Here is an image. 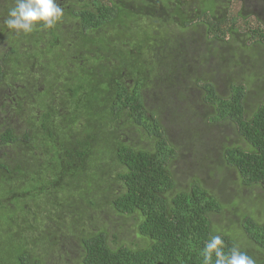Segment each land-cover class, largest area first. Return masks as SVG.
Wrapping results in <instances>:
<instances>
[{
    "label": "trees",
    "instance_id": "obj_1",
    "mask_svg": "<svg viewBox=\"0 0 264 264\" xmlns=\"http://www.w3.org/2000/svg\"><path fill=\"white\" fill-rule=\"evenodd\" d=\"M7 1L0 10L7 45L0 52V149H13L0 156V191H9L0 211L8 204L13 211L7 231L19 216L0 248L17 238L22 248L5 252L0 264H203L201 250L213 235L223 238L225 252L239 247L264 264V101L248 106L250 85L227 75L225 91L216 89L224 74L214 65L240 36L234 19L210 21L213 9H199L205 0H146L151 10L140 0H58L64 15L54 28L17 34L4 25L13 6ZM257 26L246 27L247 37L264 48V25ZM188 29L202 34L204 47L187 45ZM181 52L199 53L196 71L183 66ZM158 82L165 97L177 91L181 102L197 89L202 115L187 104L188 115L213 124V134L228 130L220 150L195 153L202 166L213 159L234 173L231 196L240 199L224 205L203 179L179 181L172 162L187 155L166 137L160 110L144 103ZM63 126L68 139L61 144L43 130ZM129 130L144 145L124 137ZM258 190L263 198L252 194Z\"/></svg>",
    "mask_w": 264,
    "mask_h": 264
},
{
    "label": "rangeland",
    "instance_id": "obj_2",
    "mask_svg": "<svg viewBox=\"0 0 264 264\" xmlns=\"http://www.w3.org/2000/svg\"><path fill=\"white\" fill-rule=\"evenodd\" d=\"M64 4L68 2V0H62ZM162 4L165 3L166 0H160ZM146 0H140L138 3L142 8H147L148 10H151L154 8V5L151 7H147L145 4ZM218 2L222 4L225 8V15L224 17H227L228 19L232 18L234 19L233 23L235 27L238 29L240 36L235 38L233 41H229L230 47L226 48L227 50V57L225 59V62L220 65H214V67H217L224 76L220 79V81L216 84V89L219 92H224L226 87V81L228 78L227 76L233 81L238 82L239 84H249L250 90L247 91L245 101L248 104V106H254L258 105L261 101H264V48L259 46H252V43L250 39L247 37L246 33V27L249 26H255L258 25L257 28H261L262 25H264V0H205L204 4L200 6V10L208 9L212 10L215 6V3ZM8 3L7 0H0V10L1 5ZM127 5L132 6L133 2L127 1ZM134 5V4H133ZM134 13L139 12V10H133ZM196 8L191 11L195 12ZM242 11V18L238 17V12ZM199 13V11H198ZM194 15H197V11ZM219 15V14H217ZM191 17H194L193 14H191ZM1 21V20H0ZM63 31H67L69 29L68 25L61 24ZM6 33L8 31L6 30ZM188 38L187 45L191 42L189 46H193L195 43L196 45H202L201 42H199V38L201 37V33H196L192 29H188L187 32L183 33ZM228 37H225L224 41H227ZM235 41H237V44L241 47H243L244 52L238 51L235 45ZM245 41H247L245 43ZM1 42V40H0ZM232 43V44H231ZM251 46L250 50L248 47H244V44H247ZM6 44L1 42L0 43V52L6 48ZM227 45H222L221 47ZM190 48V47H188ZM186 47L184 48V50ZM223 51V50H222ZM225 53V52H223ZM184 53L181 52V56ZM257 56L258 60V66H255L254 63H251L248 59V57H254L252 55ZM184 67L190 63V65L186 68L188 72L196 71L197 69H193V65L199 64L201 57L198 52L195 54H184ZM263 68V69H262ZM218 69H215L214 72H219ZM224 71V72H223ZM182 72H180L181 74ZM211 73V72H210ZM208 74L211 77V74ZM227 75V76H226ZM217 80V78H215ZM229 81V82H230ZM160 82L155 83L154 87L156 88V94L154 92L145 91L144 93V103L148 110L154 111L159 109L161 112V119L160 123L164 128V131L166 133V137L170 142L173 143V145L176 147V150L182 151L187 156L182 157L179 160H175L172 162L174 172L177 173L180 177V182H186L188 179L191 178H199L203 179L205 184H207L211 191L214 192L213 194L217 197H219L220 202H222L224 205L230 204L235 198L238 197L240 199V196L233 195L231 196V193H235L238 189V186L235 185L236 178L234 173L231 170H227L225 168H216L215 165L220 166L221 162H213V159H211V162H207L205 165H201V162H198L199 157H197L195 151L198 150H220L222 146L224 145V136H227L229 134L228 130L223 129L222 131L217 132V134H213L214 131V125L211 123H207L206 121H203L202 119H195L192 117L193 115H188V112L186 110V105L191 104L193 109L195 107H199L197 111H199V115H202V102L198 100V93L199 91L197 89H194L192 93L191 91H188L184 97L185 101H177L176 99V93L177 91L172 92V98H167L164 95V87H160ZM0 107L2 105V99H4V96L6 94L0 90ZM195 99L197 101L195 102ZM195 102V103H194ZM206 110V109H205ZM2 110L0 109V112ZM66 117V120L70 118ZM3 115L0 114V126L3 123L2 121ZM10 122V121H9ZM67 123V122H66ZM12 126L19 124V121L17 118L11 122ZM19 128V127H15ZM214 128V129H213ZM45 133L50 135L52 139L57 141L59 144L66 142L68 139V133L65 130V127L62 128H44L43 129ZM129 136L132 140V144L134 146L138 145H144L143 142L138 141V135L134 133L133 131L123 132V136ZM140 142V144H139ZM52 148V147H51ZM53 149V148H52ZM12 148H9L8 146L2 147L0 149V156H10L12 152ZM58 154L57 148L53 149V154ZM199 155V154H198ZM49 159L46 161H43V164H49ZM203 164V163H202ZM213 164V166H212ZM215 164V165H214ZM200 166L203 167V169H200ZM214 168L213 171H211V167ZM189 175V177H187ZM246 194L249 192H245ZM263 192L261 191H252V194L255 195V197L263 198ZM246 194H242L245 196L244 201L242 204L246 205L247 201L249 200V196ZM251 194V193H250ZM9 195V191L7 190L5 192L4 190L0 191V201L4 199H7ZM231 196V197H230ZM258 199V198H257ZM12 204L18 205V203L15 200H11ZM12 206L7 205L4 209L0 211V241L7 242L11 239V237L16 233V225L18 222V216L17 215L14 218V221L12 223V227L15 230L7 231L6 229L10 226V219L13 216L12 209H10ZM16 209V208H15ZM21 208H17L18 211H20ZM261 213V212H260ZM261 215V214H259ZM65 231V230H64ZM35 234V233H34ZM15 240V239H13ZM22 238H17L14 241V244H10L12 246H3V248H0V258L3 257V259L6 258L5 252H9L10 249L13 250L15 253L20 252L22 248ZM67 264H72L68 263Z\"/></svg>",
    "mask_w": 264,
    "mask_h": 264
},
{
    "label": "clouds",
    "instance_id": "obj_3",
    "mask_svg": "<svg viewBox=\"0 0 264 264\" xmlns=\"http://www.w3.org/2000/svg\"><path fill=\"white\" fill-rule=\"evenodd\" d=\"M214 14V13H213ZM64 10L58 0H13L4 25L7 29L29 34L36 27L54 28L62 19ZM203 264H255V260L239 247L224 250V240L220 235H213L205 242L201 250Z\"/></svg>",
    "mask_w": 264,
    "mask_h": 264
},
{
    "label": "flooded vegetation",
    "instance_id": "obj_4",
    "mask_svg": "<svg viewBox=\"0 0 264 264\" xmlns=\"http://www.w3.org/2000/svg\"><path fill=\"white\" fill-rule=\"evenodd\" d=\"M215 1H217V0H215ZM222 4H220V3H218V2H216L215 3V6L213 7V13H214V16H212L211 17V19H210V21H214L215 20V18H220V17H222L223 15H225L226 13H225V8L223 7V6H221ZM240 12V11H239ZM217 14H219V15H217ZM212 35H209V37H211ZM208 37V38H209Z\"/></svg>",
    "mask_w": 264,
    "mask_h": 264
}]
</instances>
